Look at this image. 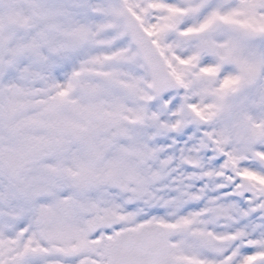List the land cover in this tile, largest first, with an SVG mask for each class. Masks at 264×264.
Here are the masks:
<instances>
[{
	"label": "snow or ice",
	"instance_id": "obj_1",
	"mask_svg": "<svg viewBox=\"0 0 264 264\" xmlns=\"http://www.w3.org/2000/svg\"><path fill=\"white\" fill-rule=\"evenodd\" d=\"M0 264H264V0H0Z\"/></svg>",
	"mask_w": 264,
	"mask_h": 264
}]
</instances>
